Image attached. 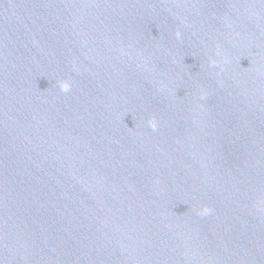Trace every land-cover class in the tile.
<instances>
[{
  "label": "water",
  "instance_id": "1",
  "mask_svg": "<svg viewBox=\"0 0 264 264\" xmlns=\"http://www.w3.org/2000/svg\"><path fill=\"white\" fill-rule=\"evenodd\" d=\"M0 264H264V0H0Z\"/></svg>",
  "mask_w": 264,
  "mask_h": 264
},
{
  "label": "clouds",
  "instance_id": "2",
  "mask_svg": "<svg viewBox=\"0 0 264 264\" xmlns=\"http://www.w3.org/2000/svg\"><path fill=\"white\" fill-rule=\"evenodd\" d=\"M61 90L62 91H68L69 90V85L67 83H64L61 85Z\"/></svg>",
  "mask_w": 264,
  "mask_h": 264
}]
</instances>
